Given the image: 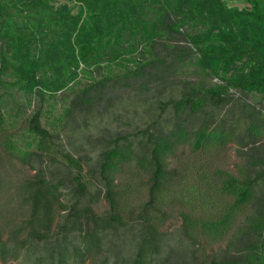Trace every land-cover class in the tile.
I'll list each match as a JSON object with an SVG mask.
<instances>
[{"label":"trees","instance_id":"obj_1","mask_svg":"<svg viewBox=\"0 0 264 264\" xmlns=\"http://www.w3.org/2000/svg\"><path fill=\"white\" fill-rule=\"evenodd\" d=\"M73 1L75 12L50 0H0V131L15 128L17 113L6 105L15 100L12 91L39 101L21 119V135L11 132L0 142L34 170L18 186L27 215L4 237L0 232V260L23 255L32 264H158L172 249L161 227L179 207L186 241L198 248L224 242L189 264H264V156L247 155L235 173L197 169L191 181L169 167L184 145L217 152L231 142L240 149L264 138V112L245 103L240 137L213 109L197 124L189 119L233 102L235 92L264 95V0ZM188 64L196 80H181L176 97L157 99L174 120L112 136L88 178L79 158L53 145L41 104L81 74L91 82L74 91L64 117L91 107L109 87ZM47 157L63 164V175L46 172L40 163ZM126 166L146 177L145 198L135 207L120 177ZM99 198L106 209L97 214L92 205ZM122 228L131 233L127 248ZM110 233L117 238L105 240Z\"/></svg>","mask_w":264,"mask_h":264},{"label":"rangeland","instance_id":"obj_2","mask_svg":"<svg viewBox=\"0 0 264 264\" xmlns=\"http://www.w3.org/2000/svg\"><path fill=\"white\" fill-rule=\"evenodd\" d=\"M225 1L227 4L231 3L228 0ZM50 2L54 6L65 3L72 12H75L78 8L77 3L73 0H50ZM234 3L238 6H246L241 1ZM179 43L185 44L183 40H180ZM192 69V65L188 64L176 71L166 69L161 72L159 77V73L151 75V77H143L127 87H113L111 89L109 87L99 94L100 97L94 101L91 107L75 109L70 116L64 117L62 115L63 107L70 103L74 91L78 87L91 82V79L81 74L74 83L57 91L52 97H46L41 104V110L44 114L43 124L52 134L53 145L79 158L83 172L86 174L87 169L94 166L99 152L106 146V142L112 136L131 133L146 126H167L170 121H173L169 109L161 111L156 106L157 99L163 101L169 96L176 97L181 80H196V75L192 74ZM95 77H98V75L95 74ZM214 80V78L210 79V81ZM12 94L15 100L12 101V98H9L6 105L11 106V114L13 112L17 113V115L12 116V118H15L16 124L14 130L5 127L0 131V142L4 136L11 134V132L21 135L23 128L21 119L39 104L36 96H31L27 100V97L19 92L12 91ZM244 103L264 112V95L235 92L233 93V102L218 109L207 107L203 112H199L198 116L194 115L189 119L192 118V122L197 124L209 109H213L217 117H223L225 126L229 124L235 128L238 137H240L243 133L245 120L240 105ZM21 109L22 113L20 112ZM249 154L256 157L264 156V138L259 139L253 145L240 149H238L236 143L231 142L217 152H208L207 150L191 152L184 145L177 149L176 156L170 158L169 167L174 168L176 172L185 171L190 174V177H188L190 180H188L191 181V177L195 175L197 169L209 172L213 168H220L235 173L236 164L243 163L244 158ZM56 158L55 156L53 159ZM53 159L42 158L40 164L43 168L45 167L46 172L50 170L56 176L63 175V164ZM33 171L26 164L8 155L0 145V232L2 237L17 221L27 215V206L21 204L18 186L23 180L30 177ZM122 172L121 180H126L129 183L128 202L132 207H135L145 198L144 181L146 177L132 166L124 167ZM88 177L86 174L85 178ZM89 190H92L91 186H89ZM92 208L95 213H102L106 209V203L99 198L92 205ZM178 209L179 207H175L172 210L171 217L161 227L167 246L172 249L171 255L158 264H189L191 260L205 258V256L218 251L224 244V242L211 245L200 243L201 246L198 248L186 241L181 236ZM129 231H126L125 228L118 230V233L124 238L121 244L125 248H127L126 244L130 241L131 233ZM114 238H117V236L115 237L110 233L105 240ZM0 264L32 263L30 260H26L25 256L19 255L17 259L0 260ZM106 264L114 263L112 259H109Z\"/></svg>","mask_w":264,"mask_h":264}]
</instances>
